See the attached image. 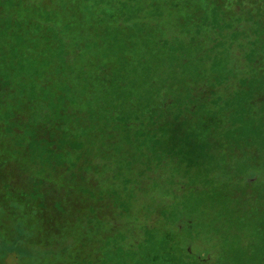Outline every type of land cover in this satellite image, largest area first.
<instances>
[{
	"label": "trees",
	"instance_id": "obj_1",
	"mask_svg": "<svg viewBox=\"0 0 264 264\" xmlns=\"http://www.w3.org/2000/svg\"><path fill=\"white\" fill-rule=\"evenodd\" d=\"M1 166L79 192L41 264H264V0H0Z\"/></svg>",
	"mask_w": 264,
	"mask_h": 264
},
{
	"label": "rangeland",
	"instance_id": "obj_2",
	"mask_svg": "<svg viewBox=\"0 0 264 264\" xmlns=\"http://www.w3.org/2000/svg\"><path fill=\"white\" fill-rule=\"evenodd\" d=\"M58 169L60 174L63 175V167H59ZM12 171L15 174L14 168ZM33 173L34 176L36 174L39 175L38 177L42 182V187H38L34 183L30 184L29 180V182L19 184L16 190L12 189L10 192H7L9 190L5 191V186L0 185V256L5 255L9 251H14L23 255L24 258L20 263L26 262L25 264H41L45 261L52 263L59 258H65L68 261L66 254H63V251L68 247L67 242L58 243L55 248L35 247L31 242H35L38 239L45 240L48 233L59 232L66 226V219L69 216V204L75 200V196L79 195V192L75 193L74 184L69 185V187L67 186V189V187L62 185V180L60 178H54V175L49 176L48 173L44 174V171L39 174L38 168H35ZM111 174V171H106L102 175L91 173L89 174V179L96 181L104 189H109L110 184L113 183ZM0 175L5 176L2 166L0 167ZM169 175H171L170 171L162 169L155 173L154 178L160 185L166 187L168 185L167 181L170 178ZM3 181L0 179V183ZM151 182H154V180H151ZM11 185L16 186L15 184ZM49 186L58 190V195L48 197L45 191ZM151 186L152 184L149 186L142 184L141 191L143 189H149ZM5 193L6 195H4ZM17 194H23L22 197L25 200L22 205H19V197ZM160 197L165 200V196L162 195ZM171 199L172 195H168L167 200L170 201ZM107 201L104 203L96 199L99 205L97 211L99 212H94L95 214L92 216L93 220L103 219L106 223L109 222L122 229L131 228V231L137 237L138 230L136 226H138V222L128 218H117V213L113 214L112 212H108L112 208V202ZM145 202L146 199L142 198L139 208ZM75 204H78L77 200H75ZM75 204L71 206H75ZM102 210H106V212H101ZM74 216L75 212H73L72 231L75 230V224L78 223H75ZM183 225L184 223L181 221L179 226L182 227ZM25 228L28 229L25 230ZM21 232H23V235L20 237L19 234Z\"/></svg>",
	"mask_w": 264,
	"mask_h": 264
}]
</instances>
